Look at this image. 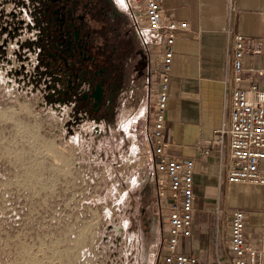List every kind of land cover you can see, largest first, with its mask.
<instances>
[{
    "label": "rangeland",
    "instance_id": "374dc122",
    "mask_svg": "<svg viewBox=\"0 0 264 264\" xmlns=\"http://www.w3.org/2000/svg\"><path fill=\"white\" fill-rule=\"evenodd\" d=\"M17 39L0 56V264H157L165 227L149 163L135 154L143 137L132 132L139 128H119L142 103L149 110L147 49L138 38L141 79L114 122L123 131L116 143L45 100L34 56Z\"/></svg>",
    "mask_w": 264,
    "mask_h": 264
},
{
    "label": "crops",
    "instance_id": "0c3cea01",
    "mask_svg": "<svg viewBox=\"0 0 264 264\" xmlns=\"http://www.w3.org/2000/svg\"><path fill=\"white\" fill-rule=\"evenodd\" d=\"M159 1L167 21L188 26L173 46L164 134L171 155L195 158L192 232L180 239L178 250L195 256L200 264H230L228 234L235 209L245 213L248 243L264 249V186L227 184L225 151L221 155L210 148L208 154H198L197 149L214 138V130L229 114L236 34L245 37L249 51L243 58L244 69L264 66V0ZM149 59L154 80L158 66L152 54ZM142 104L119 127L139 128L132 132L143 137L135 150L141 164L151 161L146 130L150 110Z\"/></svg>",
    "mask_w": 264,
    "mask_h": 264
},
{
    "label": "built area",
    "instance_id": "2783aa9c",
    "mask_svg": "<svg viewBox=\"0 0 264 264\" xmlns=\"http://www.w3.org/2000/svg\"><path fill=\"white\" fill-rule=\"evenodd\" d=\"M137 37L158 66L149 101L147 127L151 161L148 164L153 206L166 225L157 264H200L178 250L181 238H189L194 214L193 175L195 158L170 154L165 140L166 110L174 42L187 29V22L167 21L159 0H122ZM249 51L245 37L232 41L229 114L214 130V138L198 147V154L211 149L227 159L226 183L264 186V66L245 70ZM211 148V149H210ZM228 247L230 264H264V249L254 248L245 237V213L230 215Z\"/></svg>",
    "mask_w": 264,
    "mask_h": 264
},
{
    "label": "flooded vegetation",
    "instance_id": "af4514ba",
    "mask_svg": "<svg viewBox=\"0 0 264 264\" xmlns=\"http://www.w3.org/2000/svg\"><path fill=\"white\" fill-rule=\"evenodd\" d=\"M0 38V56L14 38L33 54L45 100L88 119L96 137L122 138L114 122L134 101L142 71L122 0H0Z\"/></svg>",
    "mask_w": 264,
    "mask_h": 264
}]
</instances>
